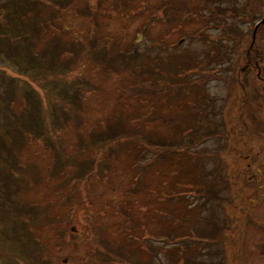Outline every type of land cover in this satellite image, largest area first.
Here are the masks:
<instances>
[{
    "label": "rangeland",
    "instance_id": "1",
    "mask_svg": "<svg viewBox=\"0 0 264 264\" xmlns=\"http://www.w3.org/2000/svg\"><path fill=\"white\" fill-rule=\"evenodd\" d=\"M13 1L21 0H0V29L10 31L0 51L5 42L20 51L18 61L0 56V134L9 123L20 132L38 124L44 137L29 131L20 145L19 166L37 176L19 198L35 216L23 232L17 215L0 204V264L33 261L19 253L20 233L35 240L23 251L45 245L52 264H264V22L256 26L264 0H73L57 18L49 3H40L38 13ZM96 1L94 15L89 10ZM33 33L40 35L34 50ZM180 37L186 40L172 46ZM58 40L85 50L80 58L63 53L56 61L62 67L52 70ZM108 45L117 66L120 51L138 50L131 69L111 73L93 62ZM260 57L257 73L252 65ZM39 61L47 66L40 71L31 67ZM190 68L199 76L184 78ZM205 68L213 69L211 76ZM79 76L95 89L86 92L81 109H64L61 90L77 88ZM7 85L15 92L12 113ZM71 108L78 122L72 114L64 127L50 130ZM112 126L128 135L104 143ZM144 134L157 142L181 138L187 149L133 169L139 153L141 163L152 154L138 136ZM9 168L0 158V185ZM75 172L79 178L69 183ZM186 189V196L164 198ZM63 228L71 240L57 249ZM146 232L187 235L186 246L159 244L172 241L169 236L154 243L158 238ZM119 249L125 259L108 262L106 254Z\"/></svg>",
    "mask_w": 264,
    "mask_h": 264
},
{
    "label": "trees",
    "instance_id": "2",
    "mask_svg": "<svg viewBox=\"0 0 264 264\" xmlns=\"http://www.w3.org/2000/svg\"><path fill=\"white\" fill-rule=\"evenodd\" d=\"M92 1H94V0H92ZM13 2H14L13 4H21L19 6L20 8L24 7L23 4L30 5L31 9L38 12V13H40V9H39L40 3L41 4H44V2L49 3V7H51L53 10V12H52L53 16L57 18L62 13L63 9L68 10L69 8L72 7L73 0H21L20 2H18V1H13ZM96 4H97V1L95 3H93V5L90 7V10H89V12L90 13L93 12L94 15L97 14V11L94 10V7ZM66 5H67V7H66ZM9 8L12 11V9H14V6H10ZM51 20H53V19H51ZM45 21L47 22V20H45ZM44 24H45L44 21L39 23V25L42 28H43ZM1 27H2V25L0 24V28ZM8 32H10V31L4 32L3 30L0 29V41L1 42L4 41L2 36H7ZM39 37H40V35L38 33H36V34L33 33V35H31L30 44H31L32 50H34L36 45L38 44V42L40 40ZM156 42L158 43V41H156ZM5 44H6V47H5L6 50L1 48L0 56L2 57L3 54H5V56L9 55L8 58H11L13 60L18 61L19 57H20V51L11 48L12 46H11L10 42H5ZM135 45H136V43H135ZM53 47L56 50L51 51V53H55V56L53 57V61L51 62V65H49L50 66L49 68H51L52 70H59L58 68L62 67L56 61H57V59L60 58V56L63 53L74 52L73 53L74 55H72V57L76 55V58H80L82 56V54L84 53L83 51L85 50V46L82 48H79L78 50H74L72 48V44H71V47L67 46L65 48L63 46L61 40H58L55 44H53ZM104 48L106 50L105 52H100V48L98 49V46H94L92 48L96 52H100V56L98 58L94 59L93 62H95V64H97L104 71H111V73L118 72L122 68L131 69V66L129 65L128 61L131 59H134V57L137 55V52H138V50H136V49H135V51H133V49H130L127 51H120V54H121L120 59H119L120 66H117V64H116L117 58H115L116 56L115 55H113L114 57L111 56V48L112 47L110 45H108V46H104ZM165 48H167V46H165ZM90 50H91V48H90ZM24 52H25L24 53L25 57H27L29 55V50L26 47V43L24 45ZM42 58L47 59V56L44 55ZM38 63H39V65H34L31 67L34 68L35 70L38 69L39 71L42 68L47 67V66H44V64L41 65L40 61ZM24 67H27V66H24ZM54 67H57V69ZM49 68H47V69H49ZM143 69H144V66L138 67V68H136V72L141 74ZM182 74H183L184 78L185 77L187 78L190 75V74L187 75V70H184L182 72ZM159 76L162 77L163 75H161V73H160ZM77 78L82 80L81 83L77 86V88H74L73 86H66V87H63L61 90L60 95L64 99L63 106H62L64 109L69 104L73 105L77 110L81 109L83 106V99L85 97L86 92L95 89V87H94L95 84H93L90 79L88 80L87 78H84L82 76H79ZM13 79L14 78H11L10 80L12 81ZM15 81L18 82V79H15ZM74 85H76V84H74ZM45 87L47 88V86H45ZM6 88L7 89L5 92H6V94L9 93L8 95L10 96V99H8V101L6 102L7 103L6 108H8L10 113H12L11 109H12L13 99L11 97H13L15 95V92H14V89L11 90L8 85ZM53 88L57 89L58 87L54 85ZM72 114L76 117L77 122H78L79 118L75 114V110L73 108L67 109L63 112L62 117H61V115H58L57 117H55L53 119L52 126L50 127V130L56 129L58 125H59V128L64 127L71 120ZM7 126L10 127V129L7 130L8 133L0 134V158H2V160L10 166L9 170L11 171V174L7 175L5 180L2 179L5 184L0 185V204L2 205V207L5 211H8V212L10 211L11 214L17 215V218L19 220H21V224L19 225V227L23 232H25L26 226L32 222V219L35 215H34V213H32V211L28 207L29 205L24 204L23 201L20 200L19 196L22 192V189L26 188V183L32 182L31 176L32 175H33V177L37 176V170L33 171V173H32V171H31L32 169L25 168V166L20 167L19 163L17 161V159L19 157L18 151L20 149L21 143L23 142V139L25 138V136L27 135V133L29 131L32 132V134L36 138L44 137V135H43L44 133H42L41 128L38 129V127H39L38 124L29 125L28 128L26 129L29 131H26V132H20V131H16L14 129H11V126H12L11 123L7 124ZM44 129H45V127H44ZM128 131L129 130H127V129H123V126L121 128H118L116 126H112L111 132L107 133L103 139V140H105L104 143H108V142H112V141L114 143H116V139H118L119 137H121L123 135L127 136ZM34 132L41 133L42 135L38 136ZM138 136H139L141 142L145 146L144 147L145 151L148 150V151L152 152V154H151V157L145 159L144 163H141V160L144 158V156L142 155V153H139V159L136 158V160L134 162H132L133 169L138 168L139 165H143L145 167L147 165H152L153 163L158 161L160 158H163L164 156L171 155V154H179V153H181L187 149V143L181 144L179 142L181 138L180 139L179 138L178 139H168V141L157 142V141H152L151 138H149L147 136V134L138 135ZM70 165H72V162H70V161L67 163H63L61 166H59L57 168V171L55 172L54 177L57 178L62 172H65L64 170L71 167ZM91 166H92V164H89V167L85 168L87 173H89V171H91V169H92ZM79 171H81L80 168H79ZM142 171H143V169H142ZM53 173H54V171H53ZM74 175H72L70 177L69 183L73 179L79 178V176L77 175V172H75ZM139 181H140V175L134 176L133 184H135V187L138 185ZM132 187L134 188V185ZM181 191L182 190H179V191L175 190V191L171 192L170 195H167L166 193H168V192H166L164 194V198L167 200H172L176 196H178V198H179ZM184 195H187V193H185ZM160 213L163 217L169 215V213L166 210H162V211H160ZM147 234L149 235L148 237H151V238H155L157 235H159V234H156L155 232H146L142 235H147ZM161 235H163V234H161ZM59 236H60V240L53 244V246L57 249H61L66 243H68L71 240V236L69 234V231L65 228L62 229L61 234ZM167 236H169V239H172L173 242L169 241L170 243L164 242V243H159V244L166 245V246H179V247L186 246V244L183 245V240L185 238H187V235L177 234V235L173 236V235H171V233H166L165 237H167ZM11 240L13 241V238H11ZM33 241H35V240L31 239V238L29 240L24 239L22 233H20L19 239L15 241L17 244V248L19 250V253L20 254L24 253L25 255H27L29 257L30 261H31V257L33 258V261H31L29 264H52L50 259L46 258V256H45V250H46L45 245H42L41 247L37 244H35L32 247H29L27 245L25 250L23 251V246L26 243L31 244L30 242H33ZM152 241L155 243L158 240L152 239ZM156 244H158V243H156ZM106 256L108 258V260H107L108 262H110V261H123L125 259V258H123V257H125V255L123 254V252L120 249L118 250V252H113V251L109 252L108 254H106Z\"/></svg>",
    "mask_w": 264,
    "mask_h": 264
},
{
    "label": "flooded vegetation",
    "instance_id": "3",
    "mask_svg": "<svg viewBox=\"0 0 264 264\" xmlns=\"http://www.w3.org/2000/svg\"><path fill=\"white\" fill-rule=\"evenodd\" d=\"M248 54H249V53H248ZM262 59H263V58L260 57L258 60H256V61L254 62L253 65L251 64V59H249V62L247 63V66L249 67L250 65H252L253 70H256L257 73H258V72L260 71V69H261V73H262V68H263V65H264V63H263V65H262V62H261ZM261 73L258 74L259 77H262V74H261Z\"/></svg>",
    "mask_w": 264,
    "mask_h": 264
},
{
    "label": "water",
    "instance_id": "4",
    "mask_svg": "<svg viewBox=\"0 0 264 264\" xmlns=\"http://www.w3.org/2000/svg\"><path fill=\"white\" fill-rule=\"evenodd\" d=\"M262 22H264V20H263ZM259 24H260V23H259ZM259 24H258V25H259ZM258 25H257V27H258Z\"/></svg>",
    "mask_w": 264,
    "mask_h": 264
}]
</instances>
